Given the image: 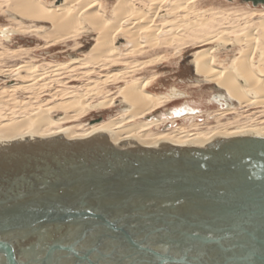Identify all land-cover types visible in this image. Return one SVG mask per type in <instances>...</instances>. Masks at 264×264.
Listing matches in <instances>:
<instances>
[{"label":"water","instance_id":"water-1","mask_svg":"<svg viewBox=\"0 0 264 264\" xmlns=\"http://www.w3.org/2000/svg\"><path fill=\"white\" fill-rule=\"evenodd\" d=\"M0 264H264V135L5 143Z\"/></svg>","mask_w":264,"mask_h":264},{"label":"bare ground","instance_id":"bare-ground-1","mask_svg":"<svg viewBox=\"0 0 264 264\" xmlns=\"http://www.w3.org/2000/svg\"><path fill=\"white\" fill-rule=\"evenodd\" d=\"M169 2L168 0H119L114 8L116 17L113 20L102 16L100 0H65L63 4L52 7L47 6L45 0H0V11L5 12V10H9L23 18L53 23L54 30L50 33L51 36L42 35L47 41H50V38L54 37H52L53 34H61L62 36H59L61 37L59 40H62V38L67 35L72 36L77 34L78 30L83 27V24L88 22L93 24L94 29L96 27L99 32L96 44L90 52L85 53L84 59L75 60L70 64L75 66H88L85 75L89 77L92 73H94V76L99 68L102 69L106 65H109L111 68L120 66L121 63L116 62L118 57L126 55L127 52H134L136 49L140 50L139 48L142 42H146L145 44H152L151 46L153 48L159 47V39L162 37L161 34H163L162 30L165 25L161 23V20V22L159 21L161 24H156L155 18L161 15L162 11L166 10L167 12L164 16L174 15L175 18L165 19L166 22L172 25V29L164 31V35L169 33L172 36L184 38L187 34H190V37L194 36L193 40H197L196 43L200 49L195 51L193 61L196 67V73L203 78V81L205 80V82L208 81V83L217 84L219 86L218 88L227 92L231 101L239 102L241 107L247 105L264 106V6L255 7L251 3L254 6V8L251 7L253 9L248 10L246 13L243 11L244 15L241 12L242 15L246 17L240 14L235 15V13L233 16L231 15V17L227 14L228 17L223 19V25L227 22L231 24L230 27L223 26L222 24H220V27H210V23L215 20L212 21L210 18H207L204 13H199L201 15L199 16L198 12L193 10L192 0H174ZM131 16L134 17V22L131 23L132 25L141 24L140 27L138 26V29H133L135 31L130 29L132 27L130 24L123 25L121 22L114 26L112 25L113 23L115 24V21L120 17L123 20ZM253 17H256L257 20L251 23L250 18ZM128 20L130 21V19ZM110 24L113 26L112 28H110ZM178 28L182 30V34L178 33L180 32L177 31ZM30 29L31 28L26 25H17L15 28V30L20 31V33H25ZM142 32H146V35H144L145 37L142 36ZM122 33L128 36V38H126L127 42L124 46V51H122V47L114 45L115 38L120 37ZM77 35H79V32ZM143 38L144 41H142ZM71 39L72 38H70V40ZM51 41L50 44H52ZM234 43L239 45L238 47H240V50L238 53L239 56L232 59L230 63L231 68L222 64L218 65L219 60L214 53L216 49H214L212 45L215 44L216 46L217 44L218 46L228 47ZM208 44L212 45L210 47H205V45L207 46ZM259 53L262 55V59L257 60V55ZM149 63L152 62L149 61ZM45 65L46 64L43 66ZM57 66L60 67L62 64ZM21 68L26 71L24 72L26 74L27 71L32 73L35 70L34 66L32 67L30 65H25ZM51 68L56 70V67L54 68L52 66ZM49 72H52V70ZM41 73H44V71L41 72L36 66V76H33L38 78L43 75ZM130 73V67L123 69L118 73L116 72L115 75H109L107 79L97 81L94 86L99 87L98 91L88 90L86 92L73 93V95L69 98L67 97L66 100L56 103L55 106L56 108L58 107V110H69L65 117H61L62 119H54L50 115L51 112L49 113V109L54 108L51 107L49 109L36 108L38 111L35 115L22 116L21 119H13L0 123V148L4 146L5 143H11V141L25 137L26 135L45 137L58 133H63L70 138L106 133L115 143L139 141L145 145H157L162 141L180 145H204L219 136H230L242 133L264 135V126H259V124L239 126L235 131H229V129L223 130L224 128L211 129L209 127V131H203L204 129L202 130L200 128V124L202 123L192 120L188 126L191 129L194 128L196 131L189 132V130H187L188 127H178L175 125V121L179 119L190 121V119H196L198 117V110L187 105L178 107L171 112L170 116H165L163 119L154 118L155 120H151V118L148 117L149 121L144 120L142 123H137L138 119L153 114L155 111H158L164 103L174 98L170 95L161 96L152 92L150 90V84L152 83L151 78L141 80L132 79L129 82L125 81L126 85L117 90L116 95L106 97L103 102L95 108L93 104L94 99L103 92V89L100 88V84L107 85L110 81L112 82V80H127ZM38 79L41 80L42 78L40 77ZM27 82L30 83L29 80ZM116 83H118V81ZM20 85L24 86V84ZM252 94L254 95L252 96ZM2 98L5 97L2 96L1 101L3 100ZM119 98H123V103L129 106V109L124 111L123 116L125 118H111L108 121L93 124L87 130L76 135H73L71 132L73 127H63V123L66 121L76 120L91 110L95 111L98 109L100 110V108L107 109L111 107L113 102ZM215 99L219 103L226 104V98L223 96H216ZM226 106L228 108H224L222 114H227L228 112L239 109V107H230L229 104H226ZM203 124L205 125V123ZM161 125H169V128L165 129L161 134L153 136V133L151 134V128L153 126L160 127Z\"/></svg>","mask_w":264,"mask_h":264},{"label":"rangeland","instance_id":"rangeland-1","mask_svg":"<svg viewBox=\"0 0 264 264\" xmlns=\"http://www.w3.org/2000/svg\"><path fill=\"white\" fill-rule=\"evenodd\" d=\"M118 1L119 0H100V7L103 12H101L102 16L113 20L116 17L114 8ZM168 1L171 2L174 0ZM192 1L193 10L195 12H198V14L204 13L207 18H210L212 21L215 20L210 23V27H220V24L223 25V19L228 17L227 14L233 16L234 13L235 15H242L243 13L244 15V12L246 13L248 10L254 8L251 3L249 4L243 2V0ZM45 2L47 6L52 7L63 4L65 0H45ZM166 12V10L162 11L161 15H158L155 18L156 24L162 23L165 25L162 30V37L159 39V47L153 48L151 46L152 44L150 45V43L145 44L146 42H142L139 48L140 50L136 49L134 52H127L126 55L118 57L116 62L121 63L120 66L111 68L109 65H106L102 69L99 68V70L95 72L96 74L94 76V73H92L91 76L88 77L85 75V72L88 70V66H75L70 64H72L75 60L84 59L85 53L90 52L96 44L99 32L96 27L94 29L93 24L89 22L83 24V27L78 30L79 35H77L78 32L77 34H74L76 37L74 35H69L70 37L67 35L69 38L65 36L62 40H59L61 38L59 36L62 35L53 34L52 37H54L50 38V41L52 40V44H50V41L44 39L42 35L51 36L50 33L54 30L53 23L23 18L9 10H5V12L0 11V123L13 119H21L22 116L25 117L35 115L38 108L49 109L54 107L53 109H49V113L51 112L50 115L54 119L63 118L69 110H62L60 108V110H58V107L56 108L55 106L56 103L66 100V98L72 96L73 93L86 92L88 90L98 91L99 87L94 86L97 81L107 79L109 75H115L116 72L118 73L119 71L130 67L131 73L128 75L127 80H112V82L110 81L107 85L100 84V88L103 89V92L101 95L95 97L93 102L95 108L99 106L106 97L116 95L117 90L125 86L126 82H129L132 79L141 80L151 78L152 83L150 84V90L152 92L161 96L170 95L174 98L173 100L164 103L165 106L162 105L158 111H155L153 114L138 119L139 121L137 120V123H142L144 120L147 121L148 117L151 118V120L154 118L163 119L165 116H170L171 112L178 107L187 105L198 110V117L196 119H190V121L179 119L175 121V125L178 127H188L187 130H189V132L196 131L194 128L191 129L188 126L192 121L201 122L202 124H200V128L202 130L204 129L203 131H209V128H224L223 130L229 129V131H235L239 126H250L256 124L264 126V106L247 105L241 107L239 102L231 101L227 92L218 88L219 86L217 84H212L210 82L209 84L208 81H203V78L197 75L195 69L196 67L193 61L195 51L200 49L196 43L197 40H193L194 36L190 37V34H187L184 38L172 36L169 33L164 35V31L172 29V25L166 22L165 19L175 18L174 15L164 16ZM200 14L199 16H201ZM131 17L123 20L120 17L116 20L117 23L114 20L115 24H111L113 26L121 22L123 25L130 24V26L133 27L130 29L135 31L133 29H138V26L140 27L141 24L132 25L131 23L134 22V17ZM255 18L256 17L250 18L251 23L257 20V18ZM128 19H130V21ZM111 24L110 28L113 27ZM17 25H26L31 29L27 30L25 33H20V31L15 30ZM230 25L231 24L226 22L223 26L230 27ZM177 31H180L178 32L180 34L183 33L179 28ZM145 33L146 32L141 33L143 37H145ZM124 35L125 34L122 33L120 34V37H117L114 40V45L122 47V51L125 50L124 46L127 42L126 38H128V36L125 35L124 37ZM70 38L72 39L70 40ZM142 41H144V38ZM211 45L212 44H208L207 46L205 45V47H210ZM212 46L216 49L214 53L218 57V65L222 64L230 67L232 59L239 56L238 53L240 47H238L239 45L236 43L228 47L218 46L217 44L216 46L215 44ZM260 59H262V55L259 53L257 55V60ZM149 61L152 63H149ZM44 64L46 65L43 66ZM59 64H62V66L58 67L57 65ZM25 65L34 66V72L31 73L30 71H27V74L24 73L26 71H24L21 67ZM36 66L37 69L41 70V72L44 71V73H41L43 74L40 76L42 78L41 80L38 79L40 77H35ZM52 66L54 68L56 67V70L52 69ZM51 70L52 72H49ZM28 80L30 83L27 82ZM117 81L118 83H116ZM20 84H24V86ZM253 95L254 94H252V96ZM2 96L5 98H2L3 100L1 101ZM216 96H223L226 98V104H229L230 107L233 106V108L239 107V109L228 112L227 114H222L224 112V108L226 109L228 107L226 104L219 103L215 99ZM123 102V98H119L113 102L111 107H108L107 109L100 108V110L98 109L95 111L91 110L76 120L66 121L63 123V127H73L71 132L73 135H76L78 133L80 134L84 130H87L93 124L108 121L111 118L123 119L125 118L123 116L124 111L129 109V106ZM203 123H205V125ZM167 128H169V125H161L160 127L153 126L151 128V134L153 133V136L161 134Z\"/></svg>","mask_w":264,"mask_h":264}]
</instances>
